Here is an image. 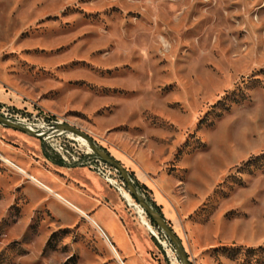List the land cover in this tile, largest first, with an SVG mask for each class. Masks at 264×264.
Segmentation results:
<instances>
[{
  "label": "rangeland",
  "instance_id": "1",
  "mask_svg": "<svg viewBox=\"0 0 264 264\" xmlns=\"http://www.w3.org/2000/svg\"><path fill=\"white\" fill-rule=\"evenodd\" d=\"M1 95L63 118L132 171L191 264H254L243 252L264 245V0H0ZM65 135L0 124V264H181L112 166L117 188L84 167L96 196L45 158L59 159L50 144L92 152ZM102 206L134 256L93 217Z\"/></svg>",
  "mask_w": 264,
  "mask_h": 264
},
{
  "label": "water",
  "instance_id": "2",
  "mask_svg": "<svg viewBox=\"0 0 264 264\" xmlns=\"http://www.w3.org/2000/svg\"><path fill=\"white\" fill-rule=\"evenodd\" d=\"M0 124L5 127L22 131L39 139H42V137L48 134L49 132L60 131V130L71 132L73 134L79 135L82 138H84L87 141L91 151L94 154H96L100 159H102L104 162L112 166L119 173L129 193L134 197L137 203L145 210L146 214L153 221L156 227L159 228L169 239L170 243L172 244L175 250L176 256L178 257L181 264H191L188 255L184 249V246L181 242V239L171 228V226L169 225L167 220L161 215V213L151 205V203L142 195V193L139 192L138 187L135 185L133 179L130 177V174L127 171V169L123 166V164L119 160L115 159L104 148L98 145L96 141L87 133L83 132L82 130L68 123H59L54 125V127L50 129L48 132L39 134L22 125L16 124L12 121L5 119L2 115H0Z\"/></svg>",
  "mask_w": 264,
  "mask_h": 264
},
{
  "label": "built area",
  "instance_id": "3",
  "mask_svg": "<svg viewBox=\"0 0 264 264\" xmlns=\"http://www.w3.org/2000/svg\"><path fill=\"white\" fill-rule=\"evenodd\" d=\"M0 115H2L5 119L9 121L22 125L39 134L41 133L43 134V132H48L56 124L65 123V120L61 117H58L56 115H51L46 112L34 111L33 109L31 110L23 109L21 111L20 109L15 110V109L7 108L5 106H0ZM65 132L66 131H61V130L52 131L44 135L42 139L47 140L52 135H57V136L65 135ZM65 136L68 137L67 135ZM50 146L51 149L57 152L65 162L85 164L91 169H93L97 174L104 177L110 184H112L114 187L117 188L115 183L116 181L115 180H113V182L110 181V179L112 178H110V174L108 172V166H107L108 164L104 162L102 159H100L98 156L95 155L92 156L93 154L92 152L89 153L84 150L82 152L79 150L70 153L69 148L66 146V144L59 146L58 149L54 147L53 144H50ZM86 154L87 156H83Z\"/></svg>",
  "mask_w": 264,
  "mask_h": 264
},
{
  "label": "crops",
  "instance_id": "4",
  "mask_svg": "<svg viewBox=\"0 0 264 264\" xmlns=\"http://www.w3.org/2000/svg\"><path fill=\"white\" fill-rule=\"evenodd\" d=\"M1 100H8V95H1ZM2 102V101H0ZM53 150V149H52ZM54 151V150H53ZM45 158L50 161L52 164L56 165L57 167L61 168L63 171L60 172L66 179L70 180L73 184L76 185L79 184V187L82 189H86V191L90 192L91 194H94L97 196V194L103 192V186L102 182L99 177H96L91 173V171L85 169L84 167L90 168L85 164H77V163H67L65 162L61 156L59 155V159L52 160L48 156H45ZM99 175V174H98ZM110 184V183H109ZM112 185V184H111ZM113 186V185H112ZM50 187V186H49ZM114 187V186H113ZM51 188V187H50ZM53 191V188H51ZM62 193L64 196H66L68 199L72 200L74 203H80L81 201L78 197V194L72 189V187H62ZM57 192V191H56ZM76 208L80 209L85 213V211L82 208H79L76 206ZM94 218L97 220H101L102 222H109L108 219H110L115 226V229L119 232L123 233L125 244L128 248V255L134 256V252H136V240L132 241L128 238V235L123 228L122 224L120 223V219L117 217V215L110 210L106 206H102L96 210V212L93 215ZM143 218V216H141ZM148 229H151L150 224L147 222V220L142 221ZM127 255V254H124Z\"/></svg>",
  "mask_w": 264,
  "mask_h": 264
},
{
  "label": "trees",
  "instance_id": "5",
  "mask_svg": "<svg viewBox=\"0 0 264 264\" xmlns=\"http://www.w3.org/2000/svg\"><path fill=\"white\" fill-rule=\"evenodd\" d=\"M130 177H132V178H134V183H135V185L138 187H140L141 189H142V191L144 190H149L148 188H147V186L145 185V184H143V183H141L140 185H139V181H138V179H136L135 178V175H134V173L131 171L130 173ZM157 211H159L160 213H161V215L163 216V213L161 212V208H160V206H158L157 204H155V202L153 201V203L151 204ZM164 217V216H163ZM150 222L154 225V226H156L154 223H153V221L150 219ZM226 249V248H225ZM230 249H232V248H230ZM240 248H237V250H239ZM236 250V249H235ZM264 251V245H262V246H259V247H257V248H246L245 250H244V254L243 255H247L248 253H253V254H256V257L254 258V264H263L264 263V255H257V253H262Z\"/></svg>",
  "mask_w": 264,
  "mask_h": 264
},
{
  "label": "bare ground",
  "instance_id": "6",
  "mask_svg": "<svg viewBox=\"0 0 264 264\" xmlns=\"http://www.w3.org/2000/svg\"><path fill=\"white\" fill-rule=\"evenodd\" d=\"M21 172L26 173L23 169H20ZM32 179L37 182L44 190L53 193L56 198H60L61 200H63L65 203H68L67 201H65L63 199V197L56 191H53L47 184H45L44 182L40 181L39 179L32 177ZM76 212L79 213H84L83 211H81L80 209L76 208L75 206L69 204ZM90 219V221L98 228V230L100 231V233L108 240V238L106 237L105 233L103 232V230L100 228V226L94 221V219L92 217H88ZM113 247V246H112ZM114 248V247H113ZM115 249V248H114ZM116 252V251H115ZM116 254L118 255V253L116 252Z\"/></svg>",
  "mask_w": 264,
  "mask_h": 264
}]
</instances>
